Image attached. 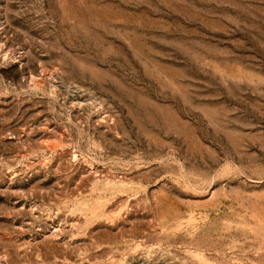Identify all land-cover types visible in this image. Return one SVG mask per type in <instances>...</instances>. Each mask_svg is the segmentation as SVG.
Instances as JSON below:
<instances>
[{
  "label": "rangeland",
  "instance_id": "1",
  "mask_svg": "<svg viewBox=\"0 0 264 264\" xmlns=\"http://www.w3.org/2000/svg\"><path fill=\"white\" fill-rule=\"evenodd\" d=\"M0 264H264V0H0Z\"/></svg>",
  "mask_w": 264,
  "mask_h": 264
}]
</instances>
